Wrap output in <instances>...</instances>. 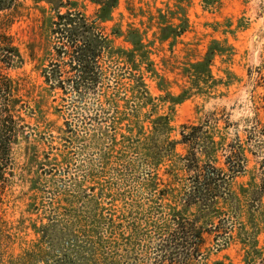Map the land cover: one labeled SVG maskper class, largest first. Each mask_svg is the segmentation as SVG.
Instances as JSON below:
<instances>
[{
    "label": "trees",
    "instance_id": "16d2710c",
    "mask_svg": "<svg viewBox=\"0 0 264 264\" xmlns=\"http://www.w3.org/2000/svg\"><path fill=\"white\" fill-rule=\"evenodd\" d=\"M33 1L42 14L43 32L52 48L48 65L42 68L45 87L34 102L30 91L6 72L22 67L24 59L8 32L13 20L9 14L4 15L15 9L17 0H0V182H7L8 176L14 174L12 153L21 139L28 144L30 165L41 171L50 167L45 174L63 176L57 168L69 164L73 145L87 126L93 128L87 141L97 147L101 166L83 179V183L98 186L93 187L86 201L93 210L76 214L75 204L69 203L72 220L56 238L49 235L57 226L54 219L51 221L55 226L34 227L40 239L18 256V264H129L135 252L134 240L139 238L133 210L141 218L144 216L142 222L153 229L152 236L146 238L154 245L151 253L155 264L199 261L206 234L219 232L215 231V223L221 221L227 201L234 196L231 177L217 167L219 154L229 150L230 172L242 173L240 161L246 162L242 146L228 143L220 129L221 120L212 118L199 125L183 126L181 142L190 149L185 155L177 152L178 142L172 139L173 115L161 111L168 103L180 104L185 94L155 97L149 86L150 82L156 83L160 92H165L167 86L153 60L155 40L170 39L163 35L164 28L154 41H147L138 29L122 33L114 27L112 34H106L103 25L112 21L119 0H89L97 8L94 16H88L80 0ZM159 19L163 20V16ZM182 26L172 28V39L185 32ZM112 37H123L129 47H114ZM219 46L214 41L205 60L189 66L186 77L191 88L185 93L202 90L201 85L213 80V58L224 56ZM104 54L108 69L100 63ZM107 74L113 75L115 81L112 91L105 85ZM58 90L66 97L63 102L73 96L70 115L80 122L78 128L71 122L57 126L47 120L42 104L49 99L55 102L54 92ZM90 94L99 96L93 113L84 116L89 110L85 99ZM50 108L62 114L59 107ZM30 120L35 122L34 128ZM112 165L123 167L128 175L123 182H134L133 196L146 195V203H128L126 194L123 199L118 197L105 179ZM80 186L78 189L83 190ZM40 194L38 187L32 189L34 206ZM6 238V224L0 218V264H9L2 251ZM242 244L247 250L246 264L261 259L257 241L246 239ZM49 245L52 260L46 251ZM258 264H264V259Z\"/></svg>",
    "mask_w": 264,
    "mask_h": 264
},
{
    "label": "rangeland",
    "instance_id": "374dc122",
    "mask_svg": "<svg viewBox=\"0 0 264 264\" xmlns=\"http://www.w3.org/2000/svg\"><path fill=\"white\" fill-rule=\"evenodd\" d=\"M80 2L86 6L88 16H94L96 6L89 0ZM16 3L15 9L4 15L9 14L13 20L8 32L23 56L24 65L6 72L19 80L25 86L24 90L30 91L34 102L45 87L42 68L48 65L51 40L43 32V17L37 4L33 0H17ZM160 16L163 20L159 19ZM180 24L185 32L172 39L175 35L173 29L179 28ZM103 27L108 35L112 34L114 27L122 33L138 29L147 41H154L155 35L159 38L164 28L163 35L170 37L164 42L155 40L153 56L157 69L166 79L165 92H160L154 82L149 86L155 97L167 93L175 97L185 94L180 104L168 103L161 111L173 115L172 139L178 142L179 154L185 155L190 149L181 142L182 127L199 125L212 118L221 120L220 129L228 143L242 146L246 159L245 163L240 161L239 164L243 165L242 173L230 172L229 150L219 154L217 163V167L231 177V192L239 202L234 196L227 201L221 221L215 223V231L219 232L206 234L203 257L193 264H246L247 250L242 244L246 239L251 243L258 242L256 246L261 259L249 263L258 264L264 259V0H119L112 21ZM112 39L116 48L129 47L123 37ZM214 41L220 43L219 49L224 56L213 58V80L208 85H201L202 90L185 93L191 88L186 77L189 66L204 61ZM100 63L108 69L106 54ZM114 82L113 75L107 74L105 85L111 87V91ZM54 95L55 102L49 99L48 103L42 104L47 120L57 126L65 122H71L76 128L81 126L77 118L70 115V97L73 96H68L63 102L66 97L61 91H55ZM98 96L90 94L86 97L89 110L84 116L93 113ZM49 107H59L62 114L59 116ZM28 123L34 128L33 120ZM28 133L34 135L32 130ZM92 133L90 126L81 129L80 140L74 143L70 152L69 164L57 168L63 176L45 174L50 167L41 171L36 165H30L26 153L28 144L24 140L15 146L12 153L14 174L8 176L7 182H0V218L6 224L9 236L4 240L2 251L9 264H18V256L38 242L40 236L34 227L55 226L51 221L54 219L57 226L52 227L49 235L55 237L60 234L72 220L69 218L72 211L69 203L75 204L76 214L93 210L86 201L93 193V187L98 186L83 183L87 173L97 172L101 166L97 147L87 141ZM126 177L128 179L123 167L118 165H112L109 173L105 174L106 181L114 187L118 197L123 199L126 194L128 203H146V195L133 196L135 184L131 180L123 182ZM81 184L83 190L78 189ZM36 187L41 194L37 206H34L31 197L32 189ZM117 205L121 206L120 202ZM133 211L139 238L134 240L135 252L129 264H155V256L151 253L154 245L146 238L147 235L152 236L153 229L142 222L144 216L141 218ZM47 247L52 260L50 245Z\"/></svg>",
    "mask_w": 264,
    "mask_h": 264
}]
</instances>
